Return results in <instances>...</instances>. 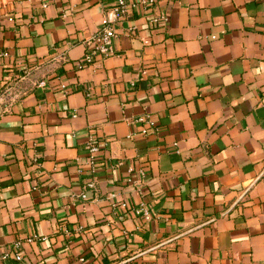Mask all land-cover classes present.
<instances>
[{
    "label": "crops",
    "instance_id": "0c3cea01",
    "mask_svg": "<svg viewBox=\"0 0 264 264\" xmlns=\"http://www.w3.org/2000/svg\"><path fill=\"white\" fill-rule=\"evenodd\" d=\"M115 3L0 0V264H264V0L130 6L81 67Z\"/></svg>",
    "mask_w": 264,
    "mask_h": 264
},
{
    "label": "built area",
    "instance_id": "2783aa9c",
    "mask_svg": "<svg viewBox=\"0 0 264 264\" xmlns=\"http://www.w3.org/2000/svg\"><path fill=\"white\" fill-rule=\"evenodd\" d=\"M155 3L156 0H135L132 3H129L127 0H116V3L113 9L111 10V13L104 19V26L100 29L98 33L92 36L91 44L84 54L83 61L79 65L82 67L84 66V64L94 63L95 60L99 57L106 58L112 56L115 53V39L117 36L114 24L124 19L127 16L130 6L140 7L144 11H148ZM46 4L47 3H44V5ZM161 19L168 20V18L163 15L154 16L151 20L152 22L156 23ZM7 56H9L8 51H0V57H7ZM25 70H26V74L29 73V68H26ZM24 78L25 77L9 78V80L6 83L5 89L1 94L2 100L5 97H8L9 100L12 98H17L19 96V91L21 88L20 83ZM46 84L47 83L45 79H42L37 82L38 87H44L46 86ZM133 122L141 123L142 128L139 131L131 132L129 135L130 137H135L137 135H147L150 132L158 129L154 116L148 111L142 113L141 115H138L136 118L132 120V123ZM86 147L89 152L88 162L90 165V169L93 171L96 169V165L98 163V152L100 150V146L96 141L94 134H90L88 136ZM38 158L39 156L36 155L35 160L38 161L39 160ZM141 174L144 173L141 172ZM95 183L96 182L94 180H91L89 181L88 186L94 187ZM112 196L114 197L115 194H112ZM121 205L126 207L127 203L122 202ZM137 212L142 213L146 218H149L151 215V211L146 206L145 203L140 204V207L137 208ZM36 239H38V236L34 235L28 237L25 240L27 242H33ZM23 243L24 240L18 239L13 244V253L17 261L23 260V252H22Z\"/></svg>",
    "mask_w": 264,
    "mask_h": 264
},
{
    "label": "water",
    "instance_id": "95a60500",
    "mask_svg": "<svg viewBox=\"0 0 264 264\" xmlns=\"http://www.w3.org/2000/svg\"><path fill=\"white\" fill-rule=\"evenodd\" d=\"M6 98H8V97H6Z\"/></svg>",
    "mask_w": 264,
    "mask_h": 264
}]
</instances>
